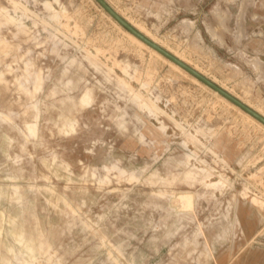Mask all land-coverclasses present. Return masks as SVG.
<instances>
[{"label": "rangeland", "instance_id": "1", "mask_svg": "<svg viewBox=\"0 0 264 264\" xmlns=\"http://www.w3.org/2000/svg\"><path fill=\"white\" fill-rule=\"evenodd\" d=\"M106 1L264 114V0ZM120 26L0 0V264H264V126Z\"/></svg>", "mask_w": 264, "mask_h": 264}, {"label": "water", "instance_id": "2", "mask_svg": "<svg viewBox=\"0 0 264 264\" xmlns=\"http://www.w3.org/2000/svg\"><path fill=\"white\" fill-rule=\"evenodd\" d=\"M120 25H122L126 30H128L130 33L135 35L137 38H139L141 41L149 45L151 48L155 49L159 53H161L163 56L171 60L172 62L179 65L181 68L186 70L188 73H190L192 76L196 77L198 80L203 82L205 85L209 86L211 89L218 92L221 96L238 106L240 109L245 111L246 113L250 114L252 117L260 121L264 124V116L233 96L231 93L217 85L215 82L201 74L199 71L173 55L168 50L161 47L159 44L155 43L148 37H146L143 33H141L139 30H137L133 25H131L126 19H124L106 0H96Z\"/></svg>", "mask_w": 264, "mask_h": 264}, {"label": "bare ground", "instance_id": "3", "mask_svg": "<svg viewBox=\"0 0 264 264\" xmlns=\"http://www.w3.org/2000/svg\"><path fill=\"white\" fill-rule=\"evenodd\" d=\"M109 3V2H108ZM45 5L47 6V7H49L50 6V3L49 2H46L45 3ZM112 6V5H111ZM117 12H119V11H117ZM120 13V12H119ZM123 17V16H122ZM125 17V16H124ZM123 17V18H124ZM8 19V21H11V22H15L16 20L13 18V17H8L7 18ZM124 19H126V18H124ZM127 20V19H126ZM131 25H133L136 29H138L141 33H143V31L141 30V29H139L136 25H134L133 23H131L130 21H128ZM122 27L120 26V29H121ZM123 30H124V32L130 37V39L132 40V41H134L135 42V44H137V45H139L140 47H146V48H148V49H150L153 53H155L156 55H158L159 57H162L163 59H165L166 61H169L172 65H174L177 69H180L181 71H184L185 73H188L186 70H184L183 68H181L179 65H177L176 63H174V62H172L171 60H169L168 58H166L165 56H163L161 53H159L158 51H156L155 49H153V48H151L149 45H147L146 43H144L143 41H141L139 38H137L135 35H133L132 33H130L128 30H126V29H124V28H122ZM80 31V30H79ZM144 34V33H143ZM145 35V34H144ZM146 37H147V35H145ZM155 43H156V41H154ZM158 44V43H157ZM160 45V44H159ZM161 47H163L162 45H160ZM169 52H171L170 50H169ZM173 55H175L176 57H178L179 59H181L182 61H184L185 63H187L188 65H190L189 64V62H187L185 59H183L182 57H180L179 55H177L176 53H174V52H171ZM183 56V55H182ZM142 61V60H141ZM194 69H196L197 71H199L201 74H203L204 75V73H202L200 70H198V68H196V67H193ZM177 71V70H176ZM205 76V75H204ZM193 77V79H195L196 81H198L199 83H201V85L203 84V85H205L204 83H202L200 80H198L196 77H194V76H192ZM130 85V84H129ZM206 86V85H205ZM132 87V86H131ZM208 87V86H207ZM198 92V91H197ZM214 92L215 93H217L222 99H224L225 101H227V102H229L230 104H232V105H234L235 107H238V106H236L235 104H233L232 102H230L229 100H227L226 98H224L223 96H221L218 92H216L215 90H214ZM214 93V94H215ZM236 97V96H235ZM238 98V97H237ZM239 99V98H238ZM81 102H82V104H88L89 102H90V95H89V92H86L85 94H84V96L81 98ZM145 106H147L148 107V105L147 104H145ZM230 106V105H229ZM251 107V106H250ZM240 109V108H239ZM158 108L154 111V113H155V115H157V113H158ZM243 111V110H242ZM256 111H259V110H256ZM244 112V114L245 115H247V117H249L250 119H252V120H254V121H257L260 125H262V126H264V124L263 123H261L260 121H258L257 119H255L254 117H252L250 114H248V113H246L245 111H243ZM259 113H261L260 111H259ZM263 116H264V114H262ZM28 128L31 130V132L32 133H34V130H33V125H30V124H28ZM220 130V129H219ZM209 142V141H208ZM212 161V160H211ZM220 178V177H219ZM213 185H215V184H213ZM246 190V189H245ZM14 193V192H13ZM241 195V194H240ZM235 196V195H234ZM180 199L182 200V203L184 204V205H186V206H191V203H192V197H191V195H189V194H183V195H181L180 196ZM254 203V202H253ZM237 215H239V214H242L241 213V209L240 208H237ZM240 220V219H239ZM240 223H241V221H240ZM205 236V235H204ZM20 242H22V241H20ZM26 264H31L30 262H26Z\"/></svg>", "mask_w": 264, "mask_h": 264}, {"label": "crops", "instance_id": "4", "mask_svg": "<svg viewBox=\"0 0 264 264\" xmlns=\"http://www.w3.org/2000/svg\"><path fill=\"white\" fill-rule=\"evenodd\" d=\"M227 246L219 249L213 256L210 262L206 264H260L258 259L255 260V253H246L243 251H235Z\"/></svg>", "mask_w": 264, "mask_h": 264}]
</instances>
